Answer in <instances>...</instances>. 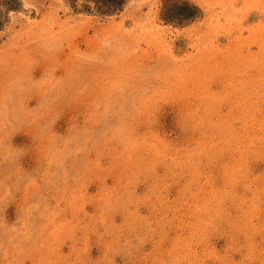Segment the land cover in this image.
<instances>
[{
	"label": "rangeland",
	"instance_id": "rangeland-1",
	"mask_svg": "<svg viewBox=\"0 0 264 264\" xmlns=\"http://www.w3.org/2000/svg\"><path fill=\"white\" fill-rule=\"evenodd\" d=\"M0 264H264V0H0Z\"/></svg>",
	"mask_w": 264,
	"mask_h": 264
},
{
	"label": "bare ground",
	"instance_id": "bare-ground-1",
	"mask_svg": "<svg viewBox=\"0 0 264 264\" xmlns=\"http://www.w3.org/2000/svg\"><path fill=\"white\" fill-rule=\"evenodd\" d=\"M156 6V5H155ZM157 16V15H156ZM155 26V25H154ZM152 27V26H151ZM156 27V26H155ZM159 28V27H158ZM166 29V28H165ZM155 30V29H154ZM150 31V30H149ZM209 32V31H208ZM165 39V38H164ZM167 45H169V44H167ZM166 49H168V48H166ZM175 57V56H174Z\"/></svg>",
	"mask_w": 264,
	"mask_h": 264
}]
</instances>
